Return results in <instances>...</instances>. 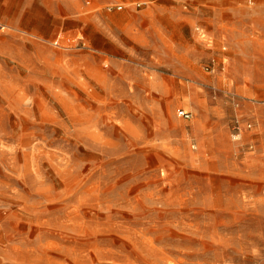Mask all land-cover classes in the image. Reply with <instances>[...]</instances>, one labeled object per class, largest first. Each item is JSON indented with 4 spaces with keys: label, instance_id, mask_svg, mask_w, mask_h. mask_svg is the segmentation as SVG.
I'll use <instances>...</instances> for the list:
<instances>
[{
    "label": "rangeland",
    "instance_id": "rangeland-1",
    "mask_svg": "<svg viewBox=\"0 0 264 264\" xmlns=\"http://www.w3.org/2000/svg\"><path fill=\"white\" fill-rule=\"evenodd\" d=\"M0 264H264V0H0Z\"/></svg>",
    "mask_w": 264,
    "mask_h": 264
},
{
    "label": "built area",
    "instance_id": "built-area-1",
    "mask_svg": "<svg viewBox=\"0 0 264 264\" xmlns=\"http://www.w3.org/2000/svg\"><path fill=\"white\" fill-rule=\"evenodd\" d=\"M178 115L184 119H189V114H187L186 112L180 111Z\"/></svg>",
    "mask_w": 264,
    "mask_h": 264
}]
</instances>
